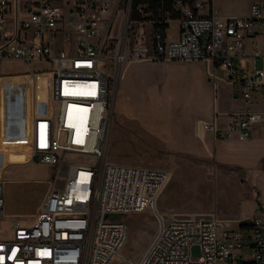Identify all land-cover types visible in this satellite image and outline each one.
<instances>
[{"label": "built area", "instance_id": "1", "mask_svg": "<svg viewBox=\"0 0 264 264\" xmlns=\"http://www.w3.org/2000/svg\"><path fill=\"white\" fill-rule=\"evenodd\" d=\"M146 9L133 0H0V65L23 63L32 77L40 70L35 64L51 68L53 114L33 113L28 121L30 161L67 170L62 187L48 194L30 226L7 220L11 230L0 237V264H264V217L227 230L215 214H161L156 203L168 171L106 162L112 104L126 62L210 63L213 87L219 69L232 98L248 103L264 83L258 65L264 62V8L252 2L248 16L225 17L214 12L211 0H173L175 41L166 40V29L132 18L133 13L143 18ZM115 17L118 33L107 55L105 38ZM255 25L263 49L254 42L246 56L244 40ZM215 115L203 129L239 141L249 137L258 115L264 118V112L232 114L217 128ZM63 156L72 162L66 164ZM3 183L0 176V231L6 218ZM145 209L157 229L141 257L131 261L121 254L126 226L108 218ZM192 245L200 248L197 259L190 257Z\"/></svg>", "mask_w": 264, "mask_h": 264}, {"label": "crops", "instance_id": "2", "mask_svg": "<svg viewBox=\"0 0 264 264\" xmlns=\"http://www.w3.org/2000/svg\"><path fill=\"white\" fill-rule=\"evenodd\" d=\"M252 2H258L264 8V0H211L214 12L225 17L248 16ZM11 16L12 14L8 16L9 22ZM171 23L175 26L172 30H165L167 41L178 39L177 23L175 20L169 21L167 27ZM253 32L254 34L244 40L246 56L251 55L254 42L263 49V39L258 34V25H255ZM72 37L75 38L76 34L73 33ZM18 63L20 62L2 63L1 72L5 70V66ZM240 63L245 67L250 66L247 60H242ZM258 65L264 68V62L258 61ZM211 70L212 65L204 61H128L117 82L112 112L116 109L126 119L139 125L144 136L150 135L151 138L159 139L160 143L171 152L213 160L215 166L219 168L218 179L224 178L220 172L223 168L232 172L229 176L234 182L229 181L227 188H230L233 196L231 202L238 210V221L234 223L240 227L241 223L264 217V118L258 115V120L251 126L249 137L242 141L237 140L235 136L228 139L215 138L203 129V125L212 122L214 113H216L217 128H224L232 114L247 111L258 114L264 112V83L252 94L250 102L244 103L240 99L232 98L231 88L225 82V74L219 69L214 71L216 76L214 88L213 81L209 77ZM1 78L2 75H0L1 128L9 140L6 146L10 161H17L19 159L17 147L11 149L10 141L19 139L20 126L28 128V121L36 112L28 110L18 120L10 119L6 100L11 81L2 82ZM15 78L20 77L14 76L11 79ZM27 142L28 161H30L31 143L28 139ZM32 162L35 161H30ZM20 163L24 162H19V165ZM3 169L5 170L6 167ZM3 173L0 176L4 180ZM213 179V183L216 182L215 173ZM146 210L148 209L142 213ZM127 215L131 216L134 213ZM154 221L155 228L151 226L141 245L135 249L130 248L128 256L123 254L125 258L137 261L141 257L156 232L157 223L156 220ZM9 234L10 231L7 235ZM126 250L127 246L124 243L121 251L125 253ZM112 262L123 263L119 260Z\"/></svg>", "mask_w": 264, "mask_h": 264}, {"label": "rangeland", "instance_id": "3", "mask_svg": "<svg viewBox=\"0 0 264 264\" xmlns=\"http://www.w3.org/2000/svg\"><path fill=\"white\" fill-rule=\"evenodd\" d=\"M119 23V17L113 18L112 34L109 33L105 38L104 48L107 55L113 50ZM174 26V23H171L166 30H172ZM34 67L41 69L35 71L32 77L23 63L5 66L3 72L0 66L2 82L11 81L6 102L12 120L23 117L28 110H34L39 115L51 116L53 114L50 65L40 64ZM7 74L8 76H5ZM14 76L20 78L11 79ZM112 113L106 162L168 171L169 178L162 187L156 203L159 213L165 214L168 210H172L180 215L215 214L227 223V230L238 229V225L234 223L238 221V210L231 202L233 196L230 188H227L229 181L234 182L229 176L232 172L223 168L220 172L224 178L218 179L219 168L215 166L213 160L171 152L160 143L159 139L154 137L152 139L150 135H147L150 138L144 136L139 125L126 119L116 109ZM1 127L0 122V174L4 171L3 214L4 218L6 217L2 222L3 229L0 231V237H3L11 230L7 222L9 218L17 219L21 224L28 226L33 223L48 194L62 187L67 170L66 165L52 167L28 161V128L23 125L19 128L21 133L19 139L16 137L17 139L10 141L11 149L17 147L19 159L10 161L6 146L9 140ZM63 157H65L63 159L66 164L72 162L73 158L70 156ZM19 162L24 163L19 165ZM4 167H6L5 170ZM214 173L217 180L213 183ZM108 220L121 222L126 226L127 250L124 251L125 253L121 251V254L127 256L130 248L135 249L141 245L151 226L154 228L156 226L154 215L149 209L144 213H134L131 216L112 215ZM189 252L192 259H197L201 255L197 245H192ZM111 264L124 263L112 262Z\"/></svg>", "mask_w": 264, "mask_h": 264}, {"label": "trees", "instance_id": "4", "mask_svg": "<svg viewBox=\"0 0 264 264\" xmlns=\"http://www.w3.org/2000/svg\"><path fill=\"white\" fill-rule=\"evenodd\" d=\"M173 0H133V6L144 4L147 6L145 15L142 17L132 14V18L150 23L152 26L165 30L168 26L167 19L175 20L176 14L171 10ZM191 1V0H188ZM153 28V29H154ZM245 223H241L243 225Z\"/></svg>", "mask_w": 264, "mask_h": 264}, {"label": "water", "instance_id": "5", "mask_svg": "<svg viewBox=\"0 0 264 264\" xmlns=\"http://www.w3.org/2000/svg\"><path fill=\"white\" fill-rule=\"evenodd\" d=\"M242 226V225H241Z\"/></svg>", "mask_w": 264, "mask_h": 264}]
</instances>
